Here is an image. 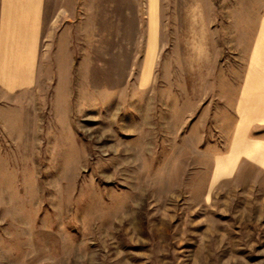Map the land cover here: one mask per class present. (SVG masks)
Masks as SVG:
<instances>
[{
    "label": "rangeland",
    "instance_id": "374dc122",
    "mask_svg": "<svg viewBox=\"0 0 264 264\" xmlns=\"http://www.w3.org/2000/svg\"><path fill=\"white\" fill-rule=\"evenodd\" d=\"M56 4L39 83L0 93V264H264V152L234 151L264 144V0Z\"/></svg>",
    "mask_w": 264,
    "mask_h": 264
},
{
    "label": "crops",
    "instance_id": "0c3cea01",
    "mask_svg": "<svg viewBox=\"0 0 264 264\" xmlns=\"http://www.w3.org/2000/svg\"><path fill=\"white\" fill-rule=\"evenodd\" d=\"M152 26L156 21V0H150ZM56 0H0V93L6 96L34 89L39 83V75L47 49L45 43L50 35L51 21L57 14ZM52 18V19H51ZM51 35H53L51 33ZM155 40L152 38L150 51L154 50ZM45 45V46H44ZM46 53V54H45ZM252 57L254 69L245 82V88L255 87L251 91H243L238 112L241 116L240 128L244 129L245 115H259L264 119V20L260 28ZM247 93V94H246ZM250 95V94H249ZM242 126V127H241ZM239 136V135H238ZM264 152V144L258 141L247 143L236 141L234 151L238 157L244 153ZM236 158V159H237ZM233 167L219 160L216 177L230 174Z\"/></svg>",
    "mask_w": 264,
    "mask_h": 264
}]
</instances>
